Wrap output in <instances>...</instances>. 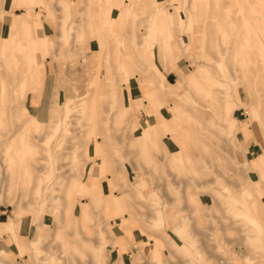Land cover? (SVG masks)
<instances>
[{
    "label": "rangeland",
    "instance_id": "rangeland-1",
    "mask_svg": "<svg viewBox=\"0 0 264 264\" xmlns=\"http://www.w3.org/2000/svg\"><path fill=\"white\" fill-rule=\"evenodd\" d=\"M8 1L0 219L26 264H264V0Z\"/></svg>",
    "mask_w": 264,
    "mask_h": 264
},
{
    "label": "crops",
    "instance_id": "crops-1",
    "mask_svg": "<svg viewBox=\"0 0 264 264\" xmlns=\"http://www.w3.org/2000/svg\"><path fill=\"white\" fill-rule=\"evenodd\" d=\"M10 4H11L10 1L4 0V4L3 5H6V6L8 5V7H10L11 6ZM16 9H18V8H16ZM23 14H24V12L15 13V17L16 16H20L21 18H20L19 21H21L22 19H26V16H23ZM26 15H28V14H26ZM22 17H24V18H22ZM3 24L8 25V23L5 20H4ZM3 29H4V27H3V25L1 26V23H0V33L3 32ZM5 44H6V41H3L0 44V53H1V55L6 53ZM21 70H22L21 72L23 74V71L25 70L24 64L21 67ZM166 73H163V77H165V74H166V77L170 75V72H166ZM132 97H133V95L131 94V98ZM40 108H41V106L39 104H37V103L31 104L30 103V99H29V101H27L26 109L32 115L34 114L35 116H37V115L41 114L40 111H39ZM103 190H104V194H105V193H107L109 191V187H107V185L104 184ZM113 206H114V209H115L114 201H113ZM7 223H8V217H6L5 219H0V230H2L3 226L5 224H7ZM17 225H18L17 230L15 228V230H16L15 238L22 242L23 241L22 239H26L30 235V233L32 232V224L28 220H26V218H21V219H19V222L17 223ZM17 225H16V227H17ZM126 252L122 253L121 256L125 255ZM110 254L113 255L114 258L118 257L117 254H116V250L115 249L111 250ZM0 256H1L0 257V264L7 262L5 259H3V257L4 258L7 257L9 259V261L11 263H8V264H26V261H25L26 259H24L25 254L18 255L17 244H16L15 241H12L11 237H9L8 235H2L0 237Z\"/></svg>",
    "mask_w": 264,
    "mask_h": 264
},
{
    "label": "bare ground",
    "instance_id": "bare-ground-1",
    "mask_svg": "<svg viewBox=\"0 0 264 264\" xmlns=\"http://www.w3.org/2000/svg\"><path fill=\"white\" fill-rule=\"evenodd\" d=\"M128 2V1H127ZM28 21H29V18H28ZM119 21H120V19H118L117 18V20H116V23L118 24L119 23ZM41 22H39L37 19L35 20V25H39ZM113 24V23H112ZM17 25H19L20 27H22L23 28V20L21 21V22H17ZM255 25V24H254ZM253 25V26H254ZM255 32V31H254ZM255 34V33H254ZM257 34H259V33H257ZM260 34H263V32H262V29H261V33ZM259 34V35H260ZM258 35V36H259ZM264 35V34H263ZM3 36V35H2ZM219 36H221L222 38H223V35L222 34H219ZM257 36V35H256ZM242 47V46H241ZM37 48H38V46H37ZM263 49V48H262ZM13 51H8V53H12ZM254 52V51H253ZM258 52V51H257ZM13 54V53H12ZM253 55L255 54V52L254 53H252ZM31 60L29 61V63H31V64H33L34 63V61H35V59H36V56H37V53L35 54V56H33V54L31 53ZM255 57V56H254ZM257 61V60H256ZM258 61H260L261 62V64H263L264 63V59L261 57V55L259 56V60ZM259 64V63H258ZM44 70V66H42V71ZM98 77V76H97ZM263 77H264V75H263ZM184 79H189L186 75H181L180 76V78H179V80L180 81H182V80H184ZM259 79H260V82H261V84L262 85H264V78H261V77H259ZM192 81H194L193 79H192ZM98 87V86H97ZM93 114V113H92ZM93 116H94V114H93ZM93 118V117H92ZM95 137V136H94ZM93 138V137H92ZM91 140H93V139H91ZM90 170H88L87 171V173L89 172ZM86 173V174H87ZM87 176H88V174H87ZM98 177V176H97ZM81 185H82V183H81ZM0 188H1V185H0ZM115 203V202H114ZM248 221V220H247ZM249 222V221H248ZM5 223V222H4ZM261 224H263V223H261ZM7 225H8V223L7 224H5L4 226H3V229L2 230H0L1 232H0V236H2L3 234H5V235H7L6 234V232H7V230H6V227H7ZM249 225H251V224H249ZM251 227H252V225H251ZM253 227H255V226H253ZM254 229V228H253ZM253 231V230H252ZM255 231V230H254Z\"/></svg>",
    "mask_w": 264,
    "mask_h": 264
}]
</instances>
